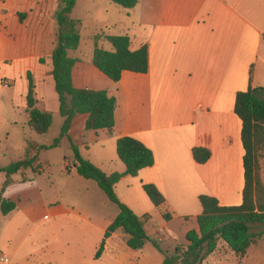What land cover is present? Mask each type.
Listing matches in <instances>:
<instances>
[{"label":"crops","instance_id":"1","mask_svg":"<svg viewBox=\"0 0 264 264\" xmlns=\"http://www.w3.org/2000/svg\"><path fill=\"white\" fill-rule=\"evenodd\" d=\"M58 1L55 0L57 5ZM45 10V0H0V114L5 113L9 117L6 121L15 128L17 122L11 117H16L17 112L24 114L28 126V73L33 80L37 109L50 113L52 123L59 115L50 60L56 29L53 10L47 19ZM127 18L133 20L131 29L113 36L127 35L131 51L146 46L147 73L125 71L116 83L108 79L91 63L95 36L92 35L86 38L89 42L86 58L72 57L77 59L72 69V84L76 89L105 91L116 100L111 135L115 148L119 138L131 137L153 153L152 167L139 171L136 177L124 176L115 184L119 201L142 220L145 216L149 219L153 210L163 212L169 219L161 220L160 226L150 234L143 223L148 240L137 251L127 247L128 236L117 230L105 241L101 257L95 260L104 233L119 211L105 219L104 212L111 207L103 197L88 200L79 207L67 202L47 204L38 237L47 239L50 230L57 241L60 261L65 264H162L163 253L169 255V252L160 253L153 242L177 239V232L171 227L175 222L184 235L197 230L196 218L202 213L199 196L213 197L223 207L242 204L245 184L242 123L234 106L236 94L246 91L249 85L264 88V0H137ZM104 25L106 29L116 26L108 21ZM119 25L126 27L123 23ZM30 30H33L31 38L27 36ZM50 35H53L51 40ZM48 40L51 47L46 48ZM104 42L100 40L98 47L112 51V47L103 48ZM82 45L80 34L78 49ZM86 120L87 115H76L68 135L74 133L76 140L84 137L82 131L74 128L79 122L85 130ZM103 140L104 137L96 135L91 141L95 145ZM26 143L25 156L29 143L36 147L31 151L37 157L36 162L33 167L11 175L5 188L7 177L2 173L5 177L1 178L0 193L3 189L4 200H8L4 197L7 188L15 181H24L27 170L36 173L35 168L39 167L41 172L37 153L43 146L33 138ZM84 147L88 149L89 143ZM194 148L209 151L206 163L194 162ZM84 159L106 175L116 171L107 167L106 159L100 161V166L90 156ZM70 163L75 171L73 160ZM124 171L125 167H119L117 173ZM145 184L154 185L164 197L162 207L155 208L150 203L151 209L144 201L142 185ZM118 188L124 191L120 196ZM138 190L141 193L135 199L132 193ZM15 204L13 212L0 217L6 219L18 214L19 206ZM262 238L264 235L251 246ZM148 244L150 251L146 250ZM24 245L22 241L14 252L0 248V256L6 258L3 263L12 264V259L19 256L18 249Z\"/></svg>","mask_w":264,"mask_h":264},{"label":"trees","instance_id":"2","mask_svg":"<svg viewBox=\"0 0 264 264\" xmlns=\"http://www.w3.org/2000/svg\"><path fill=\"white\" fill-rule=\"evenodd\" d=\"M123 9H133L137 0H110ZM77 0H60L54 13L56 23V46L50 60L54 88L59 103V115L64 119L60 136L51 147L59 144L60 140L68 136L71 122L76 115H87L86 131H106L112 134L115 127L116 100L109 97L105 91L76 89L72 84V69L77 62L69 56V52L76 51L80 44V22L72 18V11ZM108 42L112 51L98 47L100 40ZM264 41V35H263ZM93 52L91 63L103 75L113 82L121 79L123 72L145 74L148 70L147 48L141 47L136 51L130 50V38L127 35L109 36L97 34L93 37ZM43 61L41 60V63ZM28 91L26 95V111L29 116V128L39 136L48 133L52 125V115L37 109L34 97V84L31 74H27ZM234 112L241 120V140L244 149V189L242 204L234 207H223L210 196H199L202 213L196 218L197 230L188 231L185 235L187 242L184 251L177 250L176 256H164L162 264H202L206 256L216 250L219 240L223 241L232 253L243 257L254 244L256 238L264 235V230L251 233L252 226L264 228V186L258 176V153L264 150V88H253L250 85L244 92L235 97ZM31 143L25 158L0 168L7 180L4 188L10 183V176L20 170L33 167L36 155ZM73 164L76 174L86 181H93L105 194L108 201L118 208L119 213L107 227L102 242L95 254V260L103 253L105 241L117 230L128 236L126 245L129 249L141 250L148 238L143 227V220L137 217L127 206L122 204L114 192V186L122 177H136L139 171L150 168L154 164L151 150L131 137H122L116 141V154L124 165V173L106 175L88 160L82 158L79 150L72 144ZM46 149L40 147L38 150ZM192 157L195 163L204 164L210 153L207 149L194 148ZM142 190L155 208L164 205L165 199L154 185H142ZM0 193V214L6 216L16 209L12 201L4 200ZM167 220L169 217L163 215ZM143 217V219H145ZM154 247L162 253L156 242Z\"/></svg>","mask_w":264,"mask_h":264},{"label":"rangeland","instance_id":"3","mask_svg":"<svg viewBox=\"0 0 264 264\" xmlns=\"http://www.w3.org/2000/svg\"><path fill=\"white\" fill-rule=\"evenodd\" d=\"M45 6V19H47L52 10L53 14L55 13L57 4L55 0H45ZM130 10L123 9L113 4L110 0H78L72 17L80 22V34L83 39V45L77 51L69 52V56L86 58L89 44L86 40L87 37L101 34L102 32L109 36L120 35L125 32L123 30L131 29L130 23L133 20L127 18V13ZM53 21L56 29L55 20ZM106 21L113 22L116 26L106 29L107 26L104 25ZM120 23L125 24L126 27L120 26ZM32 33L33 30L28 31L27 36L31 38ZM43 35H45V32ZM52 36L50 35L48 39L51 40ZM49 40L46 41V48L50 45ZM55 46L56 42L54 40L53 50ZM108 47H111L110 44L104 42L103 48ZM16 114V117L10 116L12 120L17 122L16 128L11 125V122L6 121L7 119L9 120V117L5 113L0 114V168L7 167L23 159L27 147L26 141H32V138L43 147H46V149H41L37 153L41 172H39V167L35 168L36 173L27 170L24 173V181H15L4 193L5 198L18 204L19 212L10 218L0 217V248H4L8 252H14L17 246L22 241H25V245L18 249L19 256L12 259V264H65L60 261L61 257L57 249V241L51 235L52 232L48 230L47 239L41 240L38 237L40 221L45 206L57 202H67L70 205L79 207L84 206L88 200L94 201L99 199V197H103L109 207H111L110 210L104 212L103 217L105 219L118 210L115 205L108 202L107 197L95 182H88L77 176L72 163H70L73 160L72 144L79 147L80 154L84 158L90 156V159L98 166H100L102 159H106L107 167L111 168V170H116L115 172L119 171V167L124 168V166L118 160L113 138L111 137L112 134L108 132L85 131L83 125H79V122H77L74 130L82 131L84 137L76 140L74 133H69L68 136L60 140L57 146L51 147L60 136L63 124L60 115H56L53 119L49 132L40 137L35 135L24 123L25 116L23 113L17 112ZM96 135L104 137V142L93 145L91 140ZM86 143H89L88 149L84 147ZM258 176L264 186V150L258 153ZM4 177L5 175L0 173V184L1 178L4 179ZM119 189H117L118 196L124 193V191L121 192ZM138 193L141 192H133L132 197L138 199ZM146 197L143 195L144 201L152 209ZM59 206L60 204L57 207ZM197 208L201 211L198 204ZM163 215V212L153 210V214L149 219L147 217L143 219L145 229L149 234L160 226L161 220L166 221ZM171 227L177 232V239L169 238L167 242H158L161 250L169 252V255L163 253L165 256H176L178 254L177 250L182 252L187 245L185 235L179 229V224L175 222ZM262 230H264L262 226L256 225L252 226L250 231L255 234ZM263 239L259 240L256 245L251 246L243 257L232 253L226 244L219 240L216 250L206 256L202 264H264ZM150 249L151 245L148 244L146 250L150 251Z\"/></svg>","mask_w":264,"mask_h":264},{"label":"built area","instance_id":"4","mask_svg":"<svg viewBox=\"0 0 264 264\" xmlns=\"http://www.w3.org/2000/svg\"><path fill=\"white\" fill-rule=\"evenodd\" d=\"M4 85H5V86H8V83L5 82ZM0 262H1V263L5 262V259H4L2 256H0Z\"/></svg>","mask_w":264,"mask_h":264}]
</instances>
